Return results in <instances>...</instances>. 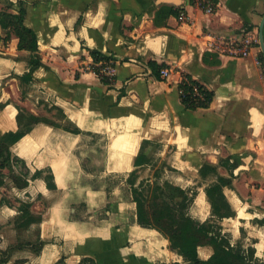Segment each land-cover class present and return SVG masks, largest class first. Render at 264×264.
<instances>
[{
	"label": "crops",
	"instance_id": "crops-1",
	"mask_svg": "<svg viewBox=\"0 0 264 264\" xmlns=\"http://www.w3.org/2000/svg\"><path fill=\"white\" fill-rule=\"evenodd\" d=\"M158 1L5 0L22 3L42 65L28 78L30 53L0 27V139L30 127L11 155L29 176L49 171L55 189L26 180L40 245L12 256L0 232V264H188L161 233L137 224L126 183L143 141L155 138L175 148L169 183L193 197L191 218H213L205 189L222 178L234 212L217 222L222 234L264 261L261 52L252 43L246 57H234L212 46L258 39L264 0H207L215 6L209 14L194 0ZM93 51L115 63L112 83L94 72ZM153 66L168 77L155 78ZM183 76L213 93L207 108L183 106ZM18 215L0 204V223ZM197 253L207 261L213 250Z\"/></svg>",
	"mask_w": 264,
	"mask_h": 264
},
{
	"label": "trees",
	"instance_id": "trees-1",
	"mask_svg": "<svg viewBox=\"0 0 264 264\" xmlns=\"http://www.w3.org/2000/svg\"><path fill=\"white\" fill-rule=\"evenodd\" d=\"M19 5L18 12L15 14L8 11L0 12V27L12 32L18 39L17 47L19 50H26L30 53V71L27 74V77L30 78L32 72L42 64L37 53L36 35L34 31L25 26V9L22 7L21 2ZM91 55L94 64L100 61H112L109 57L96 51H93ZM259 60L264 63L262 57H259ZM153 68L155 78L159 79L162 67L153 66ZM101 81L108 84L104 79H101ZM179 94L181 103L188 110L207 108L213 99L211 91L192 80L189 76L182 77L179 84ZM29 129L30 127L26 126L24 130L6 133L2 136L0 139V170L9 167L13 163V166H19V173L22 176L29 175L24 161L15 156L13 157L10 152L11 145L19 141ZM148 143L149 141H143L140 152L134 161L135 167H141L148 163V158L144 153V145ZM45 172L48 175L43 177L42 175ZM132 176L134 177V172H132ZM31 177L42 178L48 189H55L53 176L49 171H37ZM127 182L130 185L132 200L135 203L137 224L144 228L155 229L161 233L169 241V248L188 264H264L263 260L255 257V251L252 247L244 248L241 245H231L228 235L222 234L221 227L217 224L218 221L224 218L234 216V212L223 194L226 183L222 178H218L216 182L205 189L213 218L204 223L191 218L189 207L193 197L189 196L180 187L169 182L156 183L152 188L149 185L147 187L143 186L144 183L142 182L135 186V180L131 176H129ZM24 184H27V181ZM150 189L152 194L149 195ZM201 246H210L213 250L207 261H201L198 257L197 249ZM84 261L91 262L90 260ZM56 264H63V260L58 261Z\"/></svg>",
	"mask_w": 264,
	"mask_h": 264
},
{
	"label": "rangeland",
	"instance_id": "rangeland-1",
	"mask_svg": "<svg viewBox=\"0 0 264 264\" xmlns=\"http://www.w3.org/2000/svg\"><path fill=\"white\" fill-rule=\"evenodd\" d=\"M19 4L20 2H16L15 4L13 3L12 5H9L8 2H5L4 0L2 3V11L12 10L17 13ZM14 5H16L17 7H15ZM236 41L239 45L248 44V49L251 47L252 43H255L257 46H259L257 38L253 39L250 37L243 39L242 36ZM259 57H262L263 59L261 53ZM261 64L264 68V63ZM261 139L264 142L263 135L261 136ZM144 153L148 158V163L134 170V177L132 176V173L130 174L131 178H134L135 180V186H138L140 182H142L144 183L143 186L147 187V185H149L152 188V186L156 183L164 184L169 182V177L175 172V170L171 167L170 162L171 159L175 156L174 146L171 144H168V146H166L165 142H159V138H155L152 139L148 144L144 145ZM14 167L19 172V166ZM14 167L13 163H11L9 167L5 168V173L0 172V184L2 185L7 182V184H4L3 190H1L0 192V204L5 201L9 205L16 207L19 211V215L12 222L7 221L4 224L0 223V232L4 235V242L8 247V254L12 256H16L15 253L19 252L20 249H28L31 251L34 250L35 252L40 245L37 239L36 229L30 228V225L37 221V215L35 214V212H31V207L33 204V202L31 201V195L28 192H24V190H22L25 188V185H28V182L27 184H24L27 179L33 180L35 178H32L29 175L25 177H16L14 174ZM47 175V172H45L42 176L46 177ZM4 177L7 178L5 182L3 180ZM10 183H14L16 185V190L18 192L11 189V187L8 185ZM126 183L128 184V182ZM148 194H152L151 189ZM5 197H7L8 200H6L7 198ZM25 212L28 214H26Z\"/></svg>",
	"mask_w": 264,
	"mask_h": 264
},
{
	"label": "built area",
	"instance_id": "built-area-1",
	"mask_svg": "<svg viewBox=\"0 0 264 264\" xmlns=\"http://www.w3.org/2000/svg\"><path fill=\"white\" fill-rule=\"evenodd\" d=\"M194 2L206 13H212L214 11V4L206 0H194ZM222 54H228L234 57H246L249 54L248 44H237V41L233 40H219L212 43ZM94 72L99 79H104L108 83H112L115 79V63L113 61H100L94 65ZM169 75V70L162 69L160 71V77L166 79ZM264 136V128H263Z\"/></svg>",
	"mask_w": 264,
	"mask_h": 264
},
{
	"label": "water",
	"instance_id": "water-1",
	"mask_svg": "<svg viewBox=\"0 0 264 264\" xmlns=\"http://www.w3.org/2000/svg\"><path fill=\"white\" fill-rule=\"evenodd\" d=\"M163 1L178 3L177 0H159L158 2L161 3ZM258 44H259L260 52H261V54L263 56V60H264V15H263V17L260 21L259 27H258Z\"/></svg>",
	"mask_w": 264,
	"mask_h": 264
},
{
	"label": "flooded vegetation",
	"instance_id": "flooded-vegetation-1",
	"mask_svg": "<svg viewBox=\"0 0 264 264\" xmlns=\"http://www.w3.org/2000/svg\"><path fill=\"white\" fill-rule=\"evenodd\" d=\"M14 167V166H13ZM5 170V168L4 169H2V170H0V172H3ZM19 173V172H18ZM15 174V173H14ZM21 175V174H20ZM16 176V175H15ZM22 176V175H21ZM17 177V176H16Z\"/></svg>",
	"mask_w": 264,
	"mask_h": 264
}]
</instances>
